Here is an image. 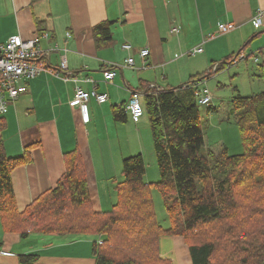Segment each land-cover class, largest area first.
Masks as SVG:
<instances>
[{
  "label": "crops",
  "instance_id": "1",
  "mask_svg": "<svg viewBox=\"0 0 264 264\" xmlns=\"http://www.w3.org/2000/svg\"><path fill=\"white\" fill-rule=\"evenodd\" d=\"M258 9L264 10V0H0V47L11 36L49 35L40 41L43 50H50L43 61L48 71L28 81L26 92L9 104L0 132L8 157L22 156L26 146L39 143L28 153L30 161L11 174L19 209L56 185L64 171L65 154L73 150L81 157L92 207L102 211V205L109 206L112 197L103 190L105 181L106 188L112 187L122 179L121 170L117 175L122 160L141 154L140 129L146 125L141 121L145 115L134 121L128 112L125 121H114L111 107L127 103L133 92L141 96L142 86L178 87L192 76L209 72L213 64L232 55L234 43L224 37L210 42L206 37L216 32L219 23L234 24L233 31L241 35L248 25L253 26ZM102 22L111 23L112 39L98 49L92 28ZM123 44H129L131 52L123 50ZM199 46L202 53L190 57L188 52ZM141 49L149 50L144 59L138 55ZM129 55L136 68L125 66ZM62 56L70 75L67 80L55 75ZM185 57L190 60L178 63ZM107 70L115 72L112 81L103 77ZM260 70L264 71V63ZM202 83L199 89L206 90ZM76 86L106 94L107 101L97 104L90 99L85 110L72 106ZM112 138L125 140L119 155ZM30 239L36 248H22L24 240ZM99 239L97 235L56 234L23 238L4 233L0 227V251L4 253L0 264H18L16 256L21 254H37L36 264H56L57 257L66 264L76 254L77 248H67L73 244L89 247L78 248V253L92 256L94 262L92 245ZM177 258L181 264L185 256L178 254ZM186 258L190 259L188 253Z\"/></svg>",
  "mask_w": 264,
  "mask_h": 264
},
{
  "label": "trees",
  "instance_id": "2",
  "mask_svg": "<svg viewBox=\"0 0 264 264\" xmlns=\"http://www.w3.org/2000/svg\"><path fill=\"white\" fill-rule=\"evenodd\" d=\"M92 35L98 49L106 47L112 39L111 23L96 24ZM241 53L242 49L236 56ZM236 59L232 55L224 59L215 72ZM213 74L192 76L178 87L142 86L140 102L160 179L144 181L141 154L124 158L122 179L115 183V198L106 210L92 207L77 150L65 154L64 171L56 185L20 210L11 174L30 161L28 153L39 143L26 146L22 156L8 157L0 134L1 230L23 238L29 234L97 235L100 242L92 245L94 264H173L159 254L161 233L182 238L192 264H264V92L233 99L241 153L205 150L196 92L198 84ZM126 105L111 107L114 121L126 120ZM4 127L1 118L0 132ZM152 184L161 194L168 228L155 220L149 194ZM38 258L21 254L17 261L36 264Z\"/></svg>",
  "mask_w": 264,
  "mask_h": 264
},
{
  "label": "rangeland",
  "instance_id": "3",
  "mask_svg": "<svg viewBox=\"0 0 264 264\" xmlns=\"http://www.w3.org/2000/svg\"><path fill=\"white\" fill-rule=\"evenodd\" d=\"M237 30V29H236ZM239 30V29H238ZM258 36L253 38L250 43L247 41L255 34ZM212 35V39H208V36ZM206 37L207 41H215L218 38H229L234 43L233 58H237L234 63L225 65L221 71L214 72L207 80H204L200 85L205 88L211 96L210 107L211 111H208V106H199L200 111V126L203 134L204 149L211 150L212 152H219L222 149H226L229 155H235L241 153V138L239 128L236 123V112L233 108V99L238 95L251 96L264 92V78L261 76L262 72L260 66L264 63V26L259 29L254 28L252 25H248L247 28L242 30V34L231 31L224 35H218L217 29L215 33H211ZM174 48V45L171 46ZM242 49L240 56H236ZM186 50V48H184ZM178 52L177 56L179 55ZM191 57V56H190ZM190 57H185L179 60L178 63H184L189 61ZM180 58V57H178ZM192 62V61H191ZM222 62V61H221ZM220 62V63H221ZM219 63V64H220ZM30 81V80H29ZM27 87V82H22ZM141 101V96H139ZM7 115V114H6ZM146 125L141 126L140 129V141L143 142V147L140 144V150L144 163H145V175L144 181L148 183H156L159 181L160 176L158 172L157 162L155 160L153 142L149 129V123L146 115L141 119ZM141 122L139 123V126ZM121 125H116L120 128ZM113 139V140H112ZM111 142L115 149L116 155L121 153V147L125 145V140H117L112 138ZM137 152V153H139ZM135 155V154H130ZM117 157V156H116ZM128 157V156H127ZM126 158V157H125ZM119 159V156H118ZM122 168V162L119 166L117 175L119 176ZM104 178L105 174H102ZM114 177V176H113ZM101 178V179H102ZM120 181V180H119ZM113 183V182H112ZM104 192L110 193L112 199L115 198V193L112 187H107L105 181ZM103 192V193H104ZM149 194L152 200L153 212L155 214V220L163 227L168 228V219L165 208L163 206L161 194L155 185L149 186ZM111 206L102 205V209H109ZM94 209V208H93ZM99 237V236H98ZM100 242V241H99ZM22 248H36L34 242L30 239L27 242L24 240ZM67 248H77L76 254H73L66 260V264H94L92 256L84 253H78V248H89L81 244H73ZM159 254L163 258H171L173 264H180L177 255L185 256V259L181 258V264H192L190 259L187 260L186 253L188 249L180 237L169 236L165 233H161L158 242ZM186 252V253H185ZM17 258V256H16ZM56 264H61L63 258H55Z\"/></svg>",
  "mask_w": 264,
  "mask_h": 264
},
{
  "label": "built area",
  "instance_id": "4",
  "mask_svg": "<svg viewBox=\"0 0 264 264\" xmlns=\"http://www.w3.org/2000/svg\"><path fill=\"white\" fill-rule=\"evenodd\" d=\"M263 12L258 9L252 18L253 27L259 29L263 26ZM235 29L234 24L219 23L217 26L218 35L227 34ZM48 33L35 35L30 39H23L20 36H11L0 47V119L8 113V107L11 102H14L18 97L26 92V87L22 82H28L39 76L42 72L48 71L43 65V61L47 60L50 50H43L40 45L41 40H47ZM213 36H208L212 39ZM122 49L131 52L132 47L129 44H123ZM202 47H196L188 52V55L195 56L202 53ZM141 59L149 55L148 49H142L138 52ZM125 66L134 68V60L132 57H127ZM218 68V64H213L209 72L214 73ZM56 76H61L64 79H70L67 72L66 58L60 59L59 69L55 72ZM103 77L106 81H112L115 77V72L112 70L105 71ZM149 88H154V85H149ZM139 93H133L126 105V110L130 117L137 121L144 116V110L139 99ZM197 104L199 106H209L211 96L207 90L199 89L196 92ZM90 99H94L97 104H103L107 101L106 94L97 93L94 89L84 91L76 86L74 89V97L70 104L86 109V104ZM0 254H4L0 251Z\"/></svg>",
  "mask_w": 264,
  "mask_h": 264
},
{
  "label": "bare ground",
  "instance_id": "5",
  "mask_svg": "<svg viewBox=\"0 0 264 264\" xmlns=\"http://www.w3.org/2000/svg\"><path fill=\"white\" fill-rule=\"evenodd\" d=\"M106 68V67H105ZM108 68V67H107ZM110 68H111V66H110ZM113 71V70H112ZM105 72V71H104Z\"/></svg>",
  "mask_w": 264,
  "mask_h": 264
}]
</instances>
